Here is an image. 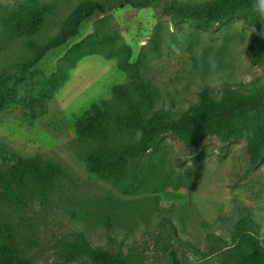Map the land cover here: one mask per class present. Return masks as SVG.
<instances>
[{"label": "rangeland", "instance_id": "374dc122", "mask_svg": "<svg viewBox=\"0 0 264 264\" xmlns=\"http://www.w3.org/2000/svg\"><path fill=\"white\" fill-rule=\"evenodd\" d=\"M87 1L109 2L0 0V69L15 72L32 56L27 42L55 40ZM172 1L95 13L22 84L49 85L53 95L44 111L0 109V171L16 157L39 155L66 174L52 190L30 181L9 192L0 187V227L8 228L0 242L10 236L9 245L30 264H94L86 257L67 262L63 243L74 241L130 264H170L172 247L186 264H233L226 250L236 246L232 231L245 216L264 239V160L251 166L245 140L210 137L190 149L179 137H163L143 158H130L121 181L88 168L90 136L134 105L146 109L148 95L153 109L177 111L198 102L205 85L243 83L237 90L245 95L264 87V65L252 66L245 53L257 36L253 26L242 19L209 26L178 19L164 10ZM34 12L41 15L37 31L19 36L6 27L8 19ZM23 94L21 87L18 98ZM139 137L140 131L111 135L118 150Z\"/></svg>", "mask_w": 264, "mask_h": 264}, {"label": "trees", "instance_id": "16d2710c", "mask_svg": "<svg viewBox=\"0 0 264 264\" xmlns=\"http://www.w3.org/2000/svg\"><path fill=\"white\" fill-rule=\"evenodd\" d=\"M260 0H214L185 4L173 0L164 10L178 19L200 22L205 26L222 21L242 19L253 26L256 38L246 47L245 53L252 66L264 65V15L259 11ZM153 0H109L108 3L87 1L82 4L69 20L66 28L55 40L47 45L27 42L32 56L18 64L15 72L0 69V109L17 105L31 115L43 112L46 98L53 92L46 82L39 83L34 90L26 80L40 72L39 65L46 54L64 46L76 37L82 23L90 20L95 13L111 11L120 4L133 8H146ZM41 15L38 12L28 17L16 15L6 21V27L13 33L24 36L38 30ZM243 83H225L220 89L205 85L199 92V100L187 109L155 110L152 96L146 98V109L132 106L130 114L112 120L109 128H104L90 136L95 144L94 150L87 157L89 170L104 180L121 181L128 172L130 158H143L153 143L163 137H179L188 148H196L210 137H217L224 144L246 141L247 153L251 166L257 167L264 160V87L255 95H245L237 90ZM25 95L18 98L19 89ZM37 91V94L34 92ZM147 111L151 115H147ZM178 115V120H173ZM140 131V137L129 142L120 150L113 144L111 135L122 132ZM66 177L64 170L41 156L16 157L12 166L0 171V187L11 191L12 185H24L27 181L38 183L52 190L57 181ZM254 222L250 217L241 218L235 225L231 241L234 248H228L226 254L233 264H264V239L251 231ZM0 227V236L7 231ZM6 240L0 242V264H30L21 258L19 252ZM63 250L67 262L86 257L94 264H130L127 260L111 251L93 247L85 241L64 242ZM170 264H186L175 248L169 251Z\"/></svg>", "mask_w": 264, "mask_h": 264}, {"label": "clouds", "instance_id": "9594fccd", "mask_svg": "<svg viewBox=\"0 0 264 264\" xmlns=\"http://www.w3.org/2000/svg\"><path fill=\"white\" fill-rule=\"evenodd\" d=\"M259 11L261 15H264V0H260L259 2Z\"/></svg>", "mask_w": 264, "mask_h": 264}]
</instances>
